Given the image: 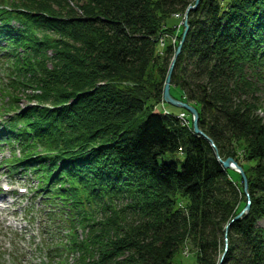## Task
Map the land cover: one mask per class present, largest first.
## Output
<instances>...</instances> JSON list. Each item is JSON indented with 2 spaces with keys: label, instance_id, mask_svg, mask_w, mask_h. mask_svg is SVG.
<instances>
[{
  "label": "trees",
  "instance_id": "trees-1",
  "mask_svg": "<svg viewBox=\"0 0 264 264\" xmlns=\"http://www.w3.org/2000/svg\"><path fill=\"white\" fill-rule=\"evenodd\" d=\"M194 2L0 0L2 110H17L2 136L19 145L13 163L38 179L48 264H65L67 252H79L70 264H175L189 242L196 264H219L226 238L224 264H264V118L255 97L264 0H201L172 75V95L198 109L220 157H234L248 176L249 213L228 231L248 204L242 177L191 118L182 123L188 111L163 100L183 32L167 19L178 23L175 14ZM162 33L175 42L161 45ZM161 103L169 113L155 110Z\"/></svg>",
  "mask_w": 264,
  "mask_h": 264
},
{
  "label": "rangeland",
  "instance_id": "rangeland-1",
  "mask_svg": "<svg viewBox=\"0 0 264 264\" xmlns=\"http://www.w3.org/2000/svg\"><path fill=\"white\" fill-rule=\"evenodd\" d=\"M167 23L170 26L177 24L173 17H169ZM0 77H2L4 83H6V80H9L8 75L5 77L3 74H0ZM178 91L179 90H175V93L178 94ZM6 94L7 93L4 92L0 94L2 99H0V105L2 106L8 100ZM255 95L258 101L257 103L259 104V109L257 111L260 116L264 118V82L262 86L256 90ZM21 98L20 105L26 107V100H24L23 97ZM165 106L173 112H179L180 110L166 102ZM162 107L163 103L155 108L163 110ZM9 154L8 147H6L4 151L0 148V188L2 182L13 183L14 185L19 184V186H29L28 184L32 182L33 179L31 178L32 176L24 174L27 171L7 176L8 169L2 161V157H8ZM166 158L169 159V155ZM181 158L184 159V157ZM34 183L32 182V184ZM12 189L18 190L16 186L12 187ZM244 192L247 199L248 197L251 198L249 186L247 191L244 189ZM0 205L3 206L4 209H7L3 210L0 208V264H47L43 252L44 246L40 249V246L45 245V242H41L38 237L41 231L40 224L42 223L40 218L42 205L39 204V200L32 195L31 191L28 193L25 192L24 194L15 192V195L12 196L10 195V192H3L0 193ZM261 224L264 225V221H262ZM78 233V239H81L83 237L82 230L79 229ZM64 242L65 241L63 240V243ZM67 255H69V257L67 258L64 256L63 260L65 261L66 259L65 264H70L74 261L73 259L79 255V252H73L71 254H68L67 252ZM173 261L175 264H196V255L191 249L190 242L189 244L184 243L181 246L179 251L175 254Z\"/></svg>",
  "mask_w": 264,
  "mask_h": 264
},
{
  "label": "water",
  "instance_id": "water-1",
  "mask_svg": "<svg viewBox=\"0 0 264 264\" xmlns=\"http://www.w3.org/2000/svg\"><path fill=\"white\" fill-rule=\"evenodd\" d=\"M200 1L201 0H195L194 4L189 5V7H188V9L186 11V19L184 21L185 28H184V31H183V34H182L181 41H180V43H179V45L177 47V50H176L175 55H174V58H173V60H172V62L170 64V67H169V71H168L166 82H165V86H164V95H163V97H164V100L167 103H169V104H171L173 106L185 108L186 110H188L193 115L194 132L197 133V134L203 135L205 138H207L209 140L211 145L214 147L216 155L219 158V160L222 163V165L224 166V168L233 169V170L237 171L241 175L242 180H243V184H244V189H245V191H247L248 186H249V182H248V177H247V174H246L244 168L232 156H229L226 159H222L220 157V155L218 153V150H217V147H216L214 141L212 140V138L209 137L206 133H204L203 130L199 126V112H198V109L194 105L190 104L189 102H184L182 100L176 99L171 94V91H170L172 75H173V71L175 69L177 58H178L179 54L181 53L183 44L185 42V39H186L188 31H189V27H190L189 26V22H188V14H189L190 11L197 9ZM248 196H249V194H248ZM250 207H251V200L249 201L247 206L234 218V220L232 222H234L236 220H239L243 216L247 215L249 213ZM232 222L229 223L226 226V230L227 231L229 230ZM226 254H227V248H226L225 252L222 254L219 264H224V259L226 257Z\"/></svg>",
  "mask_w": 264,
  "mask_h": 264
},
{
  "label": "bare ground",
  "instance_id": "bare-ground-1",
  "mask_svg": "<svg viewBox=\"0 0 264 264\" xmlns=\"http://www.w3.org/2000/svg\"><path fill=\"white\" fill-rule=\"evenodd\" d=\"M238 214H239V213H238ZM238 214H237V215H238ZM237 215H236V216H237ZM236 216H235V217H236Z\"/></svg>",
  "mask_w": 264,
  "mask_h": 264
}]
</instances>
